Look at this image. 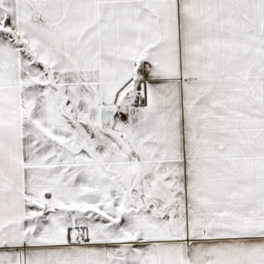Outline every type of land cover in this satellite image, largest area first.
Here are the masks:
<instances>
[{"label":"snow or ice","instance_id":"1","mask_svg":"<svg viewBox=\"0 0 264 264\" xmlns=\"http://www.w3.org/2000/svg\"><path fill=\"white\" fill-rule=\"evenodd\" d=\"M0 264H264V0H0Z\"/></svg>","mask_w":264,"mask_h":264}]
</instances>
